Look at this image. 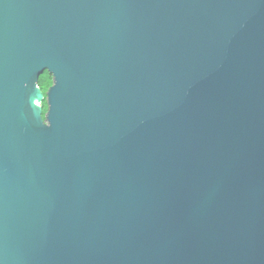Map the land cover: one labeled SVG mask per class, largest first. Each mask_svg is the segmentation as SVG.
Returning <instances> with one entry per match:
<instances>
[{"label":"water","instance_id":"1","mask_svg":"<svg viewBox=\"0 0 264 264\" xmlns=\"http://www.w3.org/2000/svg\"><path fill=\"white\" fill-rule=\"evenodd\" d=\"M0 264H264V0H0Z\"/></svg>","mask_w":264,"mask_h":264},{"label":"trees","instance_id":"2","mask_svg":"<svg viewBox=\"0 0 264 264\" xmlns=\"http://www.w3.org/2000/svg\"><path fill=\"white\" fill-rule=\"evenodd\" d=\"M53 84V76L48 71H45L40 77V85L46 92L49 87ZM45 112L48 109L47 102H44Z\"/></svg>","mask_w":264,"mask_h":264}]
</instances>
